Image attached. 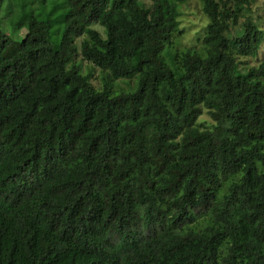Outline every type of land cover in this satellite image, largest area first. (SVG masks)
Segmentation results:
<instances>
[{
  "label": "trees",
  "instance_id": "trees-1",
  "mask_svg": "<svg viewBox=\"0 0 264 264\" xmlns=\"http://www.w3.org/2000/svg\"><path fill=\"white\" fill-rule=\"evenodd\" d=\"M145 1L0 31V264H264V62L239 61L264 32L234 29L256 0H196L200 48L175 54L187 0Z\"/></svg>",
  "mask_w": 264,
  "mask_h": 264
},
{
  "label": "rangeland",
  "instance_id": "rangeland-1",
  "mask_svg": "<svg viewBox=\"0 0 264 264\" xmlns=\"http://www.w3.org/2000/svg\"><path fill=\"white\" fill-rule=\"evenodd\" d=\"M141 2L145 6L149 5L148 1L141 0ZM55 6H60V0H46L44 3L40 0H0V31L11 40L19 41L25 32L23 29L16 31L15 24L22 14L48 16L49 19L54 20L61 13L59 8L52 11ZM178 11V29L170 39L168 52L175 54L186 49L198 50L200 48V39L207 25V19L201 12L200 4L196 0H187L185 4L179 6ZM246 18L253 21L264 32V0H256L252 3L238 19L234 29L240 30V24ZM92 28L102 35L100 27L93 26ZM59 31L60 27L57 25L51 28V43L58 36ZM80 40H75V43L78 44ZM239 61L245 63L243 67H252L264 62V48L261 47L254 58H244L239 59ZM74 63L79 66L81 74L90 75V84L95 90H99L102 82L100 71L92 64L82 61L78 56L75 57ZM113 84L116 88L127 90L133 87L134 82L115 81ZM196 125L201 129H208L211 125V121L204 111L196 121Z\"/></svg>",
  "mask_w": 264,
  "mask_h": 264
}]
</instances>
